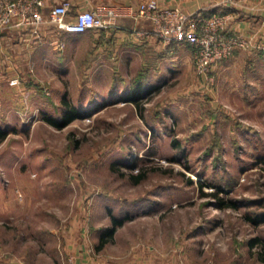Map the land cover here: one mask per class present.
<instances>
[{
  "label": "rangeland",
  "instance_id": "1",
  "mask_svg": "<svg viewBox=\"0 0 264 264\" xmlns=\"http://www.w3.org/2000/svg\"><path fill=\"white\" fill-rule=\"evenodd\" d=\"M114 33L28 60L21 93L1 83L0 257L67 264L83 245L112 264H264V48L204 74L189 45ZM110 214L122 223L100 245Z\"/></svg>",
  "mask_w": 264,
  "mask_h": 264
},
{
  "label": "built area",
  "instance_id": "2",
  "mask_svg": "<svg viewBox=\"0 0 264 264\" xmlns=\"http://www.w3.org/2000/svg\"><path fill=\"white\" fill-rule=\"evenodd\" d=\"M239 1L221 0L220 4L226 8ZM43 8V0H0V29L16 26L36 35L44 23H49L58 30L80 34L92 29H105L120 14V8L109 5L78 10L70 0H62L46 12ZM127 14L134 21H148L149 32L157 36L164 46L189 45L199 73L206 74L215 62L229 57L237 49L259 47L253 34L226 32L232 18L230 12L205 14L200 9L189 12L163 5L158 0H141L130 6ZM144 34H147L146 30L138 32V35ZM18 82L17 77L9 80L10 85ZM67 264H76L74 257H69Z\"/></svg>",
  "mask_w": 264,
  "mask_h": 264
},
{
  "label": "crops",
  "instance_id": "3",
  "mask_svg": "<svg viewBox=\"0 0 264 264\" xmlns=\"http://www.w3.org/2000/svg\"><path fill=\"white\" fill-rule=\"evenodd\" d=\"M62 0H43L44 12L47 9L55 5ZM75 9H86L97 5H109L120 8V14L115 17L109 27L101 29L105 36L114 35L115 31L119 29H125L128 23L132 24V33L134 37L140 38L139 45H136L135 41L132 43V49H142L146 44H151L154 40V34L150 31V24L146 20L134 21L127 13L130 6L136 5L141 0H70ZM161 4L171 7H181L182 4L178 0H158ZM212 5L220 8H225L220 4L221 0H200L196 1V6L201 9L203 6ZM211 9L210 7L204 8V11ZM225 12H230L232 18L230 19L229 27L226 30L228 33H249L253 34L258 42L259 47L255 48L254 52H258L261 47L264 46V0H240L238 3L226 7ZM146 30L147 34L138 35V32ZM90 31V30H89ZM72 34L62 30H58L54 25L44 23L40 27L38 34L33 35L26 29H22L16 26L5 27L0 29V89L1 83L5 82L9 84L8 79L14 74L15 71L26 68L31 60V65H36L35 62L39 63L44 57L50 56L51 48H56L59 41H67L68 39L76 38L84 33ZM154 35V36H153ZM103 36V35H102ZM138 36V37H137ZM156 39H159L155 36ZM160 41V40H159ZM161 42V41H160ZM141 45V46H140ZM178 45L164 46L162 45L161 50L164 55L174 53L177 50ZM237 51V50H236ZM235 51V52H236ZM177 53V52H175ZM34 59L35 62L32 61ZM29 60V61H28ZM21 82L11 85L12 90L21 93ZM87 245V244H86ZM86 246L80 247L79 250L71 251L74 253V260L76 264H112L108 261H102L100 258L95 260L91 258ZM56 254V251H55ZM149 264L144 261L129 262L128 264ZM0 264H26L25 258L19 255H5L0 257ZM121 264V263H116ZM127 264V263H125Z\"/></svg>",
  "mask_w": 264,
  "mask_h": 264
},
{
  "label": "trees",
  "instance_id": "4",
  "mask_svg": "<svg viewBox=\"0 0 264 264\" xmlns=\"http://www.w3.org/2000/svg\"><path fill=\"white\" fill-rule=\"evenodd\" d=\"M217 9H219V8L215 7V8L204 11V13L205 14H208L211 12L223 13L226 11V8H222V9L220 8V10H217ZM63 103L65 104V106H67V111L63 115L64 122H66V121L70 120L72 117L77 116V113H75L76 111H74L72 105L67 100L64 99ZM46 120L53 125H56V126L61 125V124H59L60 122L54 118H47ZM3 136H4V131L2 129H0V139ZM132 176H133V179L135 180V182H138V180L142 176V173H137V174L132 175ZM262 220H264V217H262ZM121 223H122V219H119V218L115 217L113 214H110L111 226L104 229L105 231L103 232V235L100 236V238H99L100 245H102L105 242V240H107V238H110V236L114 230V227L121 224ZM255 240H256V238L252 239V241L250 240V243L254 242Z\"/></svg>",
  "mask_w": 264,
  "mask_h": 264
}]
</instances>
